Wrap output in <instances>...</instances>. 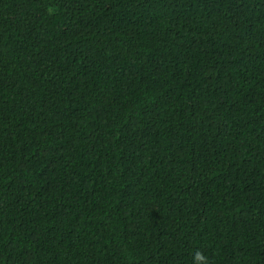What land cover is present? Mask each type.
I'll list each match as a JSON object with an SVG mask.
<instances>
[{"label": "trees", "instance_id": "trees-1", "mask_svg": "<svg viewBox=\"0 0 264 264\" xmlns=\"http://www.w3.org/2000/svg\"><path fill=\"white\" fill-rule=\"evenodd\" d=\"M264 264V0H0V264Z\"/></svg>", "mask_w": 264, "mask_h": 264}, {"label": "clouds", "instance_id": "clouds-1", "mask_svg": "<svg viewBox=\"0 0 264 264\" xmlns=\"http://www.w3.org/2000/svg\"><path fill=\"white\" fill-rule=\"evenodd\" d=\"M197 264H208L207 257L202 252H197L195 256Z\"/></svg>", "mask_w": 264, "mask_h": 264}]
</instances>
